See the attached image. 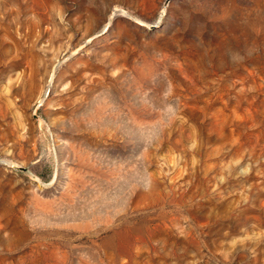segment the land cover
I'll use <instances>...</instances> for the list:
<instances>
[{
  "label": "rangeland",
  "instance_id": "374dc122",
  "mask_svg": "<svg viewBox=\"0 0 264 264\" xmlns=\"http://www.w3.org/2000/svg\"><path fill=\"white\" fill-rule=\"evenodd\" d=\"M0 264H264V0H0Z\"/></svg>",
  "mask_w": 264,
  "mask_h": 264
}]
</instances>
